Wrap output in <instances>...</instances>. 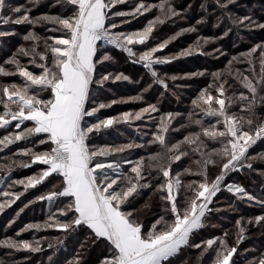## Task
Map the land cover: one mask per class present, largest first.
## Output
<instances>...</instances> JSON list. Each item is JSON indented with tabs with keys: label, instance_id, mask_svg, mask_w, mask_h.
Wrapping results in <instances>:
<instances>
[{
	"label": "snow or ice",
	"instance_id": "snow-or-ice-1",
	"mask_svg": "<svg viewBox=\"0 0 264 264\" xmlns=\"http://www.w3.org/2000/svg\"><path fill=\"white\" fill-rule=\"evenodd\" d=\"M57 2L70 7L71 15L63 17L41 15L34 19L25 15L15 21L16 24L30 23L32 25L52 22L59 25V30L66 36V38L55 39L54 44H49L46 40L43 52L37 51V42L41 38L35 32L29 31L22 37L24 41H32L33 44L30 49L21 46L17 53L25 57L31 56L29 63L40 68L41 73L35 75L28 71L21 65L17 53H13L12 57L4 62L16 67L18 74L24 78V85L23 87L17 85L0 87V104L4 106V112L0 113V128L10 125L13 121H17L15 124L17 129H20L25 121L32 122L34 126L17 132L11 138L4 137L0 140V144H12L29 136L43 134L45 138L39 141L40 144L50 146L48 151L33 154V162L38 161L45 165V170L38 176L28 177L27 182L17 181V183L24 184L27 190L29 187L35 188L53 175L62 178L61 190L49 191L38 199L51 202L63 197L70 201L65 208L59 209V212L66 218L71 215V219L64 223L57 221L56 227L66 233L84 228L91 232L96 241L103 239L106 242L108 254L104 255L98 264H171V260L185 247L200 249L202 244L204 246L198 257L199 260L213 250L215 252L213 264H235L233 256L237 252V247L228 245L224 238L227 237V232L224 233V237L208 239L202 244L190 245V238L196 230L203 227L206 214L212 211L209 205L222 190L232 193L238 199L246 197L248 201H256L264 206V201H257L240 184L226 182L229 173L245 167L252 169L250 161L256 157H249L248 150L257 140L264 138V119L257 116L255 111L260 104H264V44H256L248 51L240 53L239 57L233 56L223 73L218 71L211 74L216 80H219L223 74L234 76L243 89L247 90V94L241 91L239 96L226 97L224 87L226 80L216 89L219 93L218 97L209 94L207 89L201 90L200 95L192 103L201 108L204 117L215 118V123L205 126L203 117L194 119L196 113L190 112L188 120L190 124L198 126L199 130L190 131L181 140L170 143L166 134L169 132L170 121L174 117L172 113H168L169 120H161L158 132L152 134L153 139L149 142L157 145L158 150L147 157H141L136 162L125 160L124 163L132 165L129 173H125L121 169V163L116 160L105 163L101 162V158L109 157L114 153L119 154L136 145L129 143L115 148H96L91 145V139L95 133L110 129L121 122L126 123L133 117V114L125 112L119 117L100 119L97 114L110 105L99 103L92 107L88 106L92 102V85L95 83L103 86L106 81L113 78L111 73L101 74L99 80L95 78L98 65L111 59L106 51L103 55H98L100 48L98 41L115 46L128 57L141 63L148 73L167 89L168 85L158 76L154 65L170 61L154 57V54L162 51L168 41L143 51L138 57L131 45H144L157 24H163L166 19L175 17L179 13L171 0H160L156 5L137 4L131 12H116L113 15L135 16L148 12L152 8H157L159 15L149 20L142 31L123 33L112 31L118 25L115 23L106 25V20L109 19L107 10L116 3H123L124 0H108L107 3L105 0H57ZM234 2L235 0H227L226 4L220 6L227 7V4ZM5 7L6 0H0V10ZM12 11L19 13L21 8L17 7ZM0 19L5 24L8 23L2 15ZM245 21L249 22V26L255 23L250 16L238 18L233 23L243 24ZM256 26L264 28V24H256ZM185 31H194V29ZM203 42L207 44L209 39L205 38ZM258 49L260 50L259 75L255 73L254 68L252 78L243 75L239 69L233 71L234 62L241 58L245 59L249 65H253L254 54ZM189 54L190 51L181 53V55ZM37 57L40 63L36 62ZM0 74L9 76L16 73H11L0 65ZM194 75H203V73ZM114 79L128 80L129 78L119 73L114 76ZM172 79L175 80L176 77ZM42 93H47L48 98H41ZM4 97L7 99L5 100ZM134 99L140 100L141 97L137 96ZM111 103L115 104L116 101ZM12 105H15L17 110L13 111ZM233 106L239 107V114L229 113V108ZM156 111L155 104H148L147 107L136 112L134 118L139 120L143 114ZM93 119L95 122H92ZM186 127L188 125L181 126V128ZM209 141L219 144L220 147H209ZM30 152V149L25 150L24 154ZM190 153L198 154L199 158L193 161L196 170L193 172L192 168L188 167L184 169V173L193 174L198 179L185 185L181 182L180 172L172 174V165L181 161L182 157L189 156ZM260 158L264 159V154H261ZM210 167L219 169L218 174L212 179L209 176ZM109 170L113 175H109ZM146 172L147 175H145ZM153 172L157 175L152 176ZM161 175L165 180L164 183L159 182ZM152 179L157 180L155 186ZM53 187L55 188V185ZM181 188L188 190L191 194L186 193L183 200L179 201L177 195ZM145 189L159 194V200L167 205L161 209L163 214L159 215L147 228L135 219V209L126 210L132 203L130 198L139 197ZM3 195L12 194L5 192ZM15 199H19V194L15 195ZM13 202L14 200H10L8 206ZM5 206L0 204V211ZM144 207H148V204ZM235 223L239 233L243 234L245 228L241 226V219L236 220ZM248 223L264 226V215L249 218ZM50 226L47 222L43 225V227ZM40 227H42L40 224L26 226L27 229ZM243 238L242 235L239 236L236 244L239 245ZM217 244L219 247L214 248ZM0 245L12 248L22 246L33 252L40 251L38 246L32 247L28 241L17 242L7 239L0 241ZM83 246L84 244L81 243V248ZM51 259L52 257H49V260ZM0 264L4 262L0 260ZM67 264H81L79 252ZM250 264H256V262L252 261ZM258 264H264V253L260 255Z\"/></svg>",
	"mask_w": 264,
	"mask_h": 264
},
{
	"label": "trees",
	"instance_id": "trees-1",
	"mask_svg": "<svg viewBox=\"0 0 264 264\" xmlns=\"http://www.w3.org/2000/svg\"><path fill=\"white\" fill-rule=\"evenodd\" d=\"M138 1L152 3L153 5L160 2V0ZM171 3L179 15L169 17L163 24L155 26L149 35L150 46L159 41H168L166 47L162 51H158L159 55L166 56L173 53L181 55L185 51H190V54L182 55L170 62L156 66L158 76L168 85L167 89L160 85L148 73L146 68L131 62L122 50L113 46L104 48L102 43L99 42L98 44L100 45L98 55H103L106 51L111 55V59L105 61L102 65H98L96 80L100 79L101 74H113L117 71L126 73L131 80L122 81L124 85L127 84V88L120 89L116 93L106 89L116 81L112 78L106 81L103 86L94 83L91 87V93L95 89L100 90V93L95 92L93 103L104 102L114 96L133 95L141 97L140 100L115 103L112 109L104 111L105 115L103 117H119L122 113L148 106V104H155L157 107L152 119H130L126 123L121 122L110 129L95 133L91 139V145L96 148L103 146L115 148L132 142L138 143L136 147L126 149L119 154L114 153L109 157L101 158V162L106 163L116 160L121 163V169L125 173H129L132 166L124 163L125 160L136 162L141 157H147L158 150L157 145L149 142L153 139L152 134L158 132V125L161 120H169L168 113H172L174 117L170 121L169 132L166 134L170 143L181 140L190 131L199 130L198 126L190 124L188 120L190 112L196 113L194 119L203 117L205 126L209 123H215V118L204 117L201 108L192 103L200 95L201 90L207 89L209 94L218 97L219 93L216 89L221 82L226 80L227 83L224 84L226 97L239 96L241 91L247 94V90L243 89L234 76L223 74L219 80H216L211 74L218 71L223 73L228 61L233 56L239 57L240 53L248 51L256 44H264V28L256 26V24H264V0H235L234 3L227 4V7L223 8L220 5L226 4L227 0H219V3H217V0H171ZM17 7L21 8L19 13L12 11ZM71 13L72 9L70 7L58 3L57 0H38V2L37 0H6V7L0 10V15L8 20V23L5 24L0 19V33H3V35H0V65L9 68V64L4 63L5 59L12 57L13 53H17L21 46L26 49L32 47V41L22 39L29 31L35 32L41 38L37 42V51L40 52L45 51L46 40L49 44L53 43L49 39L51 35L66 37L59 30L60 26L52 22H43L36 25L30 23L16 24L17 19H21L25 15L30 19H34L41 15H60L63 17L71 15ZM157 15H159V10L152 8L141 15V20H143V17L144 21H149ZM244 16H250L255 23L251 26H249L248 21L243 24L233 23L234 20ZM141 26L144 25L141 24L139 27ZM131 27L135 28V24ZM187 29H194V31H185ZM225 33L227 34L225 35ZM205 38L209 39L207 44L203 42ZM259 51L258 49L257 53L254 54L253 65H249L245 59L241 58L239 61L234 62L233 71L239 69L243 75L252 78V69L254 68L255 73L259 75ZM17 58L20 60L21 65L27 67V70L34 68L26 62V60L31 59V56L25 57L17 53ZM37 59L39 60L38 57ZM41 71L40 68L35 67L33 73L39 75ZM196 73H203V75H194ZM172 77H176V79L173 80ZM18 84L24 85V78L19 74L9 76L0 74V87ZM41 98L47 99V93H42ZM4 99L7 98L4 97ZM12 110H17L15 105H12ZM255 111L257 116L264 119V104H260ZM0 112H4L3 104H0ZM232 112L239 114V107H230L229 113ZM245 115L247 114L245 113ZM15 124L13 121L10 125L0 128V140L3 139V136L11 138L17 132L34 126L32 122L25 121L21 128L17 129ZM182 125H188V127L181 128ZM177 129L179 131H176ZM44 138L43 134H37L14 141L12 144H0V192L7 187H12L13 180L23 179L22 181L27 182L28 177L35 176V173L40 172L39 170L42 167H46L40 162H33V154H39L46 149H50L48 144H40L39 141ZM208 143L209 147H220L219 144H213L211 141ZM29 149L31 152L24 154L25 150ZM261 154H264V138L257 140L248 150L247 155L249 157H256V159L250 161L252 169L245 167L233 171L229 173L226 182L238 183L245 187L246 191L253 194L258 193V196L264 201V159L260 158ZM198 158V154L191 153L187 157H182L181 161H177L172 165V174L175 175L176 172H180L182 174L180 177L181 182L185 185L198 179L193 174L184 173V169L188 167L195 172L196 167L193 161ZM218 172V168L210 167V179L214 178ZM109 175H113L111 171H109ZM145 175H147V172ZM156 175L155 172L152 173V176ZM61 179L53 175L35 188L29 187L26 190L22 183L16 184L15 189L10 188L18 191L17 193H21V195L19 199H15L10 206L0 213V241L7 239L17 242L28 241L32 247L38 246L40 251L33 252L30 249H24L22 246L12 248L0 245V260L4 264H67L68 261L73 260L78 252L81 264H98L99 260L108 254L107 245L103 239L96 241L91 232L86 231L84 228L76 232L66 233L54 226L53 222L48 219L47 215L51 211L36 208V206L39 207L47 203V200L36 199V195L41 192L48 193L52 190H61ZM159 182H165L162 175ZM152 183L155 186L157 180L152 179ZM186 193L191 194L188 190L181 188L177 195L178 200L182 201ZM215 198L217 200L213 204L214 208L206 214L203 227L196 230L191 236L190 245L202 244L203 241L215 237H224V233L227 232L228 235L224 238L227 240L228 245L237 247V252L233 256L235 264H250L252 261L258 264L260 255L264 253V226H258L255 223L249 224L248 220L257 215H264V206L259 203L258 206L253 205L245 198L238 199L226 190L219 192ZM58 199L65 202L63 197ZM64 199L68 200L67 198ZM130 200L132 203L126 210L135 209V219L142 222L146 228L159 215L163 214L161 209L167 207L159 200V194H154L149 189L143 190L139 197L130 198ZM245 201H248V203ZM57 202L51 203L59 206ZM145 204H148V207H144ZM70 216L64 219H68ZM238 219H241V226L245 228L243 234L239 233L236 226L235 222ZM45 222L51 226L43 227L42 225L39 229L26 228L29 223L41 225ZM241 235L244 238L237 245L236 240ZM81 243L84 244L83 248H81ZM203 246L202 244L200 249L190 246L185 247L179 255L171 260V264H185V262L186 264H213L215 257L213 250L206 253L202 260L198 259ZM218 247L219 244L214 245V248ZM49 257H52V259L49 260Z\"/></svg>",
	"mask_w": 264,
	"mask_h": 264
},
{
	"label": "rangeland",
	"instance_id": "rangeland-1",
	"mask_svg": "<svg viewBox=\"0 0 264 264\" xmlns=\"http://www.w3.org/2000/svg\"><path fill=\"white\" fill-rule=\"evenodd\" d=\"M108 2V0H106V3ZM140 3H143V1H138V0H124V2L123 3H116L113 7H111V8H109L107 11H108V13H109V19L108 20H106V25L107 24H110V23H115V24H117L118 25V27L116 28V29H112V31H114V32H116V31H118V32H123V33H133V32H137V31H142L146 26H147V24H148V20L146 21H144V18L142 17V19L143 20H141V15H143V14H140V15H135V16H123V17H118V16H115V15H113V13H116V12H131L135 7H136V5L137 4H140ZM145 5H153L152 3H144ZM117 6V7H116ZM20 19V18H19ZM137 23V24H136ZM135 24V28H133V27H131L132 25H134ZM141 24H143L144 26H141V27H139ZM139 25V26H138ZM137 26V27H136ZM131 27V28H130ZM139 27V28H138ZM180 30V29H179ZM152 33V32H151ZM150 33V34H151ZM59 34V33H58ZM149 34V35H150ZM51 38H54V39H51L52 40V44H54V42H55V39H59V38H66V37H64V36H60V35H51ZM150 38H148V40L145 42V44L144 45H139V44H135V45H131V47L133 48V51L135 52V53H137V57H138V55L140 54V53H142L143 51H147V50H150L151 48H153V47H158L159 46V44H161V43H164L165 41H159L158 43H155V44H153V45H151L150 46ZM99 42L100 43H102V47H104V48H106V47H112L113 45H110V44H107L106 42H104V41H98V44H99ZM146 46H148V47H146ZM113 47H115V46H113ZM110 57H111V55L109 54V53H107ZM182 55H180V54H177V53H173V54H170V55H166V56H161V55H159V52H157V53H155L154 54V57H158V58H161V59H166V60H168V61H172V60H174V59H177V58H179V57H181ZM127 58H129L130 59V61L131 62H133V63H135L136 65H141V66H143L141 63H139V62H136L133 58H130V57H128L127 56ZM9 59V58H8ZM7 59H5V61H6ZM31 60V59H30ZM30 60H26V62H28L29 63V61ZM36 62L37 63H40V61L37 59L36 60ZM32 67H34L35 68V66L33 65V64H31V63H29ZM22 66H23V64H22ZM156 66L157 65H154V70L157 72V70H156ZM14 65H9V68H6L5 67V69L7 70V71H9V72H11V73H15V72H18V70L17 69H14ZM25 67V66H24ZM27 68V67H26ZM34 68H29L28 69V71H31V72H33V70H34ZM119 73H123L124 75H126L128 78H129V75H127L126 73H124V72H122V71H117V72H115V73H113V78H112V80H115L114 79V76L116 75V74H119ZM16 74H18V73H16ZM128 80H131L130 78L128 79ZM122 81H126V80H116V81H114V84L112 85V86H108V88H106L107 90H109L110 92H113V93H116L118 90H120V89H124V88H127V84H125L124 85V82H122ZM166 83V82H165ZM17 86H20V87H23V86H21L20 84H18ZM95 92L96 93H100V90H98V89H95L94 90V92L93 93H91L92 94V96H91V100H92V102L88 105L89 107H92V106H94V105H97V104H99V103H105V104H109L110 106L109 107H106V108H104V109H102L97 115L99 116V118L100 119H104V115H105V110H109V109H112L113 108V105L114 104H112L111 102L112 101H116V103H119V102H130L131 100H136V99H134L135 97H137V96H133V95H126V96H114V97H112V98H109L108 100H106V101H104V102H98V103H96V104H94L93 103V101H94V96H95ZM104 92V94H106V92L105 91H103ZM93 104V105H92ZM145 107H147V106H144V107H142V108H145ZM142 108H136V109H134V110H131V111H127V113H131V114H133V117L131 118V120H137V119H135L134 118V114L136 113V112H139ZM0 113H2V112H0ZM154 113L155 112H151V113H145V114H143L142 115V117L141 118H143V119H152L153 117H154ZM123 114V113H122ZM93 121H95V119H93L92 120V122ZM14 123H17V121H14ZM5 136H3L2 138H4ZM131 144H133V145H137L138 143H136V142H132ZM103 147H105V146H103ZM103 147H99V148H103ZM112 148V147H111ZM250 149V148H249ZM49 149H46V150H44L43 152H45V151H48ZM43 152H41V153H43ZM40 154V153H39ZM38 162V161H37ZM107 163V162H106ZM45 168L46 167H42L39 171L40 172H38V173H35V176H38V174H40L43 170H45ZM109 171H111V170H109ZM30 177H33V175H31ZM23 179H20V180H13V183L11 184V186L12 187H10V188H14L15 189V185L16 184H21V183H17V181H22ZM243 187V186H242ZM10 188H6L4 191H1L0 192V204H4V205H6L4 208H3V210L4 209H6L7 207H8V205H9V201L10 200H15V195H17V194H19V196L21 195V193H17L18 191H14V189L12 190V189H10ZM245 188V187H244ZM5 192H7V193H10V194H12V195H10V196H5V195H3V193H5ZM23 192V191H22ZM248 192V191H247ZM258 192V191H257ZM250 195H252V196H254L255 198H256V200L257 201H262L263 199L262 198H260L259 196H258V193L257 194H253V193H250V192H248ZM45 194H47V192H41V193H39V194H37L36 195V199H38V197L39 196H41V195H45ZM1 196H2V198H1ZM245 199L247 200V198L245 197ZM63 200L65 201V202H63L61 199H56V200H54V201H51V202H57V203H59V206L58 205H54L53 203H51V202H49V201H47V203H45V204H43V205H41V206H36V208H44L45 210H48V212H50L51 211V213L50 214H48L47 216H48V219L49 220H51V222H53V224H54V226H56V222L57 221H60L61 223H64V222H67V220H70L71 219V216H70V218H68V219H64L65 217L64 216H62L61 214H60V212H59V209H62V208H65V205H67L70 201H68V200H66V199H64L63 198ZM216 198L214 197L213 198V203L211 204V205H209V207L210 208H214L213 207V204L216 202ZM245 202H247L248 203V201H245ZM251 202V204H253V205H256V206H258V203H256V201H250ZM12 204V203H11ZM2 211H0V213H1ZM54 215H56V216H54ZM62 216V217H61ZM203 223H204V221H203ZM29 224H32V223H29ZM36 224V223H35ZM41 225H44L43 223L41 224Z\"/></svg>",
	"mask_w": 264,
	"mask_h": 264
}]
</instances>
